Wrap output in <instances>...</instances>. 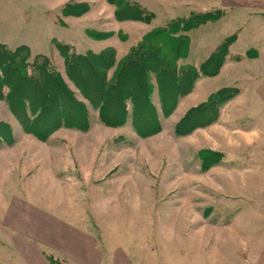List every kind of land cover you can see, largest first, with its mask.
Segmentation results:
<instances>
[{
    "label": "rangeland",
    "instance_id": "374dc122",
    "mask_svg": "<svg viewBox=\"0 0 264 264\" xmlns=\"http://www.w3.org/2000/svg\"><path fill=\"white\" fill-rule=\"evenodd\" d=\"M178 22L190 29L172 34L189 38L177 66L225 49L217 70L169 114L151 77L154 134L137 130L132 104L108 124L63 53H111L112 76L150 32ZM0 44L26 45L31 62L46 56L88 112L86 129L39 138L0 99L10 127H0V264H25L12 226L29 205L85 225L103 264H264V0H0ZM51 252L54 264H76Z\"/></svg>",
    "mask_w": 264,
    "mask_h": 264
},
{
    "label": "trees",
    "instance_id": "16d2710c",
    "mask_svg": "<svg viewBox=\"0 0 264 264\" xmlns=\"http://www.w3.org/2000/svg\"><path fill=\"white\" fill-rule=\"evenodd\" d=\"M198 18V22L202 23L216 20L209 15ZM182 29L187 31L190 27L187 28L186 24L182 27L178 22L176 27H161L150 32L126 56L112 76H109V70L113 67V54L69 55L65 52L63 56L68 77L84 97L100 110V116L108 124H115L111 117L113 110L120 109L126 113L128 104H132L134 117L137 116V130L143 134H154L160 130L157 120L154 125L146 126L148 115H155L151 102V77L154 76L159 82L162 108L169 114L176 108L178 99L191 92L199 76L212 75L226 56L224 49V52H219L222 56L217 53L199 68L190 64L179 68L178 60L185 57L189 50V38L172 34ZM170 50L174 52L169 53ZM29 57L30 51L26 45L10 49L0 44V99L7 101L13 113L21 118L24 129L39 138H46L63 126L86 129L88 112L69 91L60 72L46 56L36 57L32 62ZM227 91L230 90L217 92L210 100L229 97L231 93ZM124 121L123 118L121 123ZM1 126L6 130L10 128L4 124ZM52 262L56 261L52 258Z\"/></svg>",
    "mask_w": 264,
    "mask_h": 264
},
{
    "label": "crops",
    "instance_id": "0c3cea01",
    "mask_svg": "<svg viewBox=\"0 0 264 264\" xmlns=\"http://www.w3.org/2000/svg\"><path fill=\"white\" fill-rule=\"evenodd\" d=\"M32 207L17 209L22 221L19 224L15 220L12 226L15 230L12 244L19 250L25 264H54L51 251L76 264H103V252L98 240L85 225L67 222L38 210L33 213L30 212L32 210L26 211L28 208L34 209ZM26 212H30V215Z\"/></svg>",
    "mask_w": 264,
    "mask_h": 264
}]
</instances>
